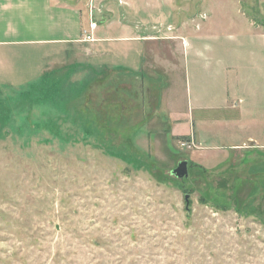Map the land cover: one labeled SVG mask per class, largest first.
I'll list each match as a JSON object with an SVG mask.
<instances>
[{"label":"rangeland","instance_id":"obj_1","mask_svg":"<svg viewBox=\"0 0 264 264\" xmlns=\"http://www.w3.org/2000/svg\"><path fill=\"white\" fill-rule=\"evenodd\" d=\"M100 5L95 37L154 42L44 69L39 53L1 57L0 264H264V131L247 141L225 103L246 93L264 0Z\"/></svg>","mask_w":264,"mask_h":264},{"label":"crops","instance_id":"obj_2","mask_svg":"<svg viewBox=\"0 0 264 264\" xmlns=\"http://www.w3.org/2000/svg\"><path fill=\"white\" fill-rule=\"evenodd\" d=\"M89 3L94 8L92 13L88 7L87 10L85 9ZM100 6V0H0V61L3 55L14 53L15 56L11 62L15 61L13 65H16L19 60L23 59V54L29 57V54H33L31 52H35L45 59L42 61L44 69L47 63L50 65L56 63L57 58L67 59L74 54L79 55L78 53H82L83 49L88 51L89 49L108 48L112 49L113 53L120 54L123 49H128V54L131 56L133 53H142L140 49H136L139 43L151 44L154 42L155 39L152 38L139 39L137 36H129V34L118 38L100 39V37H95L94 32L98 29L95 17L100 15ZM87 20V32H89L90 21L96 24L91 42L85 41L84 35H82L86 32L83 30L82 24ZM123 29H125L124 31L129 30L124 26ZM257 41L262 49H254L248 58L250 60L248 66L251 64L253 74L256 72L255 84L247 83L253 78V74L246 73L245 86L247 88H244L246 91L244 96L230 97L225 103H229L227 104V125L238 126L242 131H246L247 141L258 144L257 134L259 130L261 133L264 131V112L258 111V105H263L264 97L259 95V83H257L262 81L261 73L263 78L264 37L257 35ZM117 43H136V45L119 49L116 47ZM100 44H104V46H100ZM105 45H111V47H105ZM114 67L116 68H113V73L125 71L124 76L128 78L137 71L135 67ZM33 79L30 78V80ZM130 79L136 80L132 77ZM28 82L30 81L28 80L26 83ZM215 110H218L217 106L212 109V111Z\"/></svg>","mask_w":264,"mask_h":264},{"label":"trees","instance_id":"obj_3","mask_svg":"<svg viewBox=\"0 0 264 264\" xmlns=\"http://www.w3.org/2000/svg\"><path fill=\"white\" fill-rule=\"evenodd\" d=\"M105 78H103V80H104ZM107 80V79H106ZM31 89L32 90H34L33 89V87H31ZM35 91V90H34ZM36 92V91H35ZM34 94V92L33 91H30L29 93H26V94H24L25 95V97L26 98H29V97H31V95H33ZM40 97H42V96H40ZM41 101V103H43V104H46L47 103V101L49 100V97H47V96H45V95H43V99H40ZM103 101L104 100H102L101 102H100V107H101V105H102V103H103ZM0 106H1V104H0ZM102 106H104V105H102ZM100 110H103L102 108L100 109ZM106 110H104V112H105ZM107 113V112H106ZM98 116V115H97ZM105 116H107V114H105ZM101 118H103L102 117V114L100 113V119ZM99 119V118H98ZM124 119H123V117H119L118 119L116 118V119H114L113 121H111V122H109L108 121V119L106 118V117H104V121H105V123L109 126V128H112V129H115V128H118V129H120V130H123V128L124 127H126L125 125L126 124H124V122H126V119L123 121ZM129 123V122H128ZM126 128H128V127H126ZM117 129V130H118ZM187 169H188V165H187Z\"/></svg>","mask_w":264,"mask_h":264},{"label":"water","instance_id":"obj_4","mask_svg":"<svg viewBox=\"0 0 264 264\" xmlns=\"http://www.w3.org/2000/svg\"><path fill=\"white\" fill-rule=\"evenodd\" d=\"M171 175L176 179H184L187 177V162L182 161L178 163L177 167L171 171Z\"/></svg>","mask_w":264,"mask_h":264},{"label":"built area","instance_id":"obj_5","mask_svg":"<svg viewBox=\"0 0 264 264\" xmlns=\"http://www.w3.org/2000/svg\"><path fill=\"white\" fill-rule=\"evenodd\" d=\"M93 10H94V8L91 6V4L89 5V11H90V13H92L93 12ZM96 28V24L93 22V21H90V23H89V32L87 33V31L86 32H84V39H85V41H88V42H91V41H93V31H94V29Z\"/></svg>","mask_w":264,"mask_h":264}]
</instances>
